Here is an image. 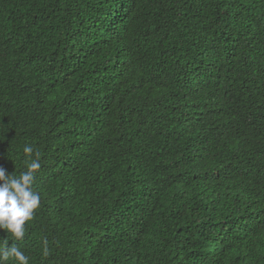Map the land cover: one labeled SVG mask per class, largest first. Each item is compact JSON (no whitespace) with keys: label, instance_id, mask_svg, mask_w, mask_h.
<instances>
[{"label":"trees","instance_id":"16d2710c","mask_svg":"<svg viewBox=\"0 0 264 264\" xmlns=\"http://www.w3.org/2000/svg\"><path fill=\"white\" fill-rule=\"evenodd\" d=\"M25 146L29 264H264V0H0V167Z\"/></svg>","mask_w":264,"mask_h":264},{"label":"clouds","instance_id":"9594fccd","mask_svg":"<svg viewBox=\"0 0 264 264\" xmlns=\"http://www.w3.org/2000/svg\"><path fill=\"white\" fill-rule=\"evenodd\" d=\"M25 170L17 176L0 167V230L11 234L12 241H23L26 224L35 218L41 203V196L34 188L35 176L41 168L39 153L32 146L23 148ZM47 255V248H45ZM29 264V257L15 243L9 247V240L0 242V264Z\"/></svg>","mask_w":264,"mask_h":264}]
</instances>
